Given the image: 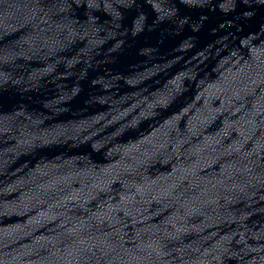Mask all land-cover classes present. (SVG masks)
<instances>
[{"label": "water", "instance_id": "water-1", "mask_svg": "<svg viewBox=\"0 0 264 264\" xmlns=\"http://www.w3.org/2000/svg\"><path fill=\"white\" fill-rule=\"evenodd\" d=\"M135 264H264V0H218Z\"/></svg>", "mask_w": 264, "mask_h": 264}]
</instances>
